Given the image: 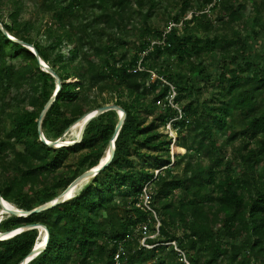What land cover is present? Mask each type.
<instances>
[{"label": "trees", "instance_id": "obj_1", "mask_svg": "<svg viewBox=\"0 0 264 264\" xmlns=\"http://www.w3.org/2000/svg\"><path fill=\"white\" fill-rule=\"evenodd\" d=\"M26 1L0 0V24L60 81L44 138L58 140L106 105L125 113L111 162L74 197L0 221L2 233L46 227L47 245L28 264H114L119 248L121 264H264V0H215L207 13L213 0H171L162 29L151 20L164 0H29L34 21L23 19ZM139 61L168 85L132 73ZM170 86L180 113L168 105ZM55 89L36 57L0 30V196L22 211L96 167L118 123L106 111L79 143L47 146L38 120ZM171 142L184 150L173 160ZM144 188L152 212L137 206ZM157 222L145 240L152 248L141 246L138 226L151 235ZM37 237L29 229L0 241V264H19Z\"/></svg>", "mask_w": 264, "mask_h": 264}, {"label": "water", "instance_id": "obj_2", "mask_svg": "<svg viewBox=\"0 0 264 264\" xmlns=\"http://www.w3.org/2000/svg\"><path fill=\"white\" fill-rule=\"evenodd\" d=\"M0 30L1 32L6 35L10 40H13L15 42H18L19 44H21L23 47L27 48L37 59L39 65L41 66V68H43V70L50 74L55 80H56V89L54 91V95L53 97L49 100V102L45 105L44 109L42 110L40 116H39V120H38V133H39V140L42 141L44 144H46L47 146H55L56 145H59L60 147H66V146H71V145H74L76 143H79L80 140H81V137H82V134H83V131L86 127V125L91 121L93 120L94 118H96L98 115L106 112V111H116L117 112V115H118V123L115 127V130H114V133H113V136L109 142V145H108V151H109V155H108V158H106V160L104 162H102L100 160L99 164L92 168L91 170L89 171H86L85 173H83L82 175L78 176L75 180H73L66 189H64L57 197H55L53 200L31 210V211H21V213H16V212H7L9 213L10 215H15V216H18V217H24L26 215H30V214H33V213H40L42 211H45L47 209H50V208H53L69 199H71L72 197H74L73 193H74V190L76 189L77 185L80 183V182H84L86 180L91 179L90 177H94L95 175H97L104 167H106L110 162H111V159L113 158V155H114V141H115V138L124 122V119H125V113L123 112V110L121 108H119L118 106H115V105H106L104 107H101V108H98L96 110H93V111H90L88 113H86L82 118H85L84 120V123H83V126H82V129L79 133V136L77 137V139L75 141H72L71 143H58L59 140H61V137L56 140V141H53V142H47L44 138V136L42 135V132H41V121L48 109V107L50 106V104L54 101V98H55V94L58 92L59 88H60V81L58 79V77L55 75V73L50 69L48 68V66L41 61V59L38 57L36 51L34 50V48L29 45V44H26L24 42H21V41H18V40H15L13 39L12 37H10L2 28L1 24H0ZM80 118V119H82ZM80 119H78L77 121H79ZM76 121V122H77ZM75 122V123H76ZM74 123V124H75ZM73 124V125H74ZM72 125V126H73ZM71 126V127H72ZM69 127L63 135H65L68 130L71 128ZM62 145V146H61ZM72 188V192H68V190ZM1 196H0V201H1ZM5 202V201H4ZM39 227H44L45 231H46V237H45V240H44V247L39 250L38 252L34 253V248H35V244L32 248V250L30 251V253L19 263V264H28L29 262H31L34 258H36L46 247L47 245V242H48V231L46 229L45 226H41V225H29V226H26V227H22V228H19V229H16V230H13L11 232H6L5 234H9L8 237H6V239H10L18 234H20L21 232L23 231H26V230H29V229H37ZM25 229V230H24ZM4 234V233H3ZM2 240H5V238H1L0 237V241Z\"/></svg>", "mask_w": 264, "mask_h": 264}, {"label": "rangeland", "instance_id": "obj_3", "mask_svg": "<svg viewBox=\"0 0 264 264\" xmlns=\"http://www.w3.org/2000/svg\"><path fill=\"white\" fill-rule=\"evenodd\" d=\"M171 3V0H164L163 2H162V4L160 5V10H158L157 11V14L152 18V20H151V23H152V25L154 26V27H158L159 29H162L164 26H165V22H166V20H167V17H169V13L171 12V13H173V11L172 10H170V11H166L165 9H164V7H165V5H169ZM253 4L254 5H250L249 3H247L246 4V13L247 14H249V13H251V10L254 8V6H256V3L255 2H253ZM189 16H190V13H188L187 14V16H186V18H184V19H187V18H189ZM34 10H33V8H32V3H31V1H29V0H27L26 1V10H25V12H24V15H23V19L24 20H30L31 19V21H34ZM47 22H48V19L47 18H44L43 20H42V31H41V33L40 34H42V32H43V30H44V27L45 26H47L48 24H47ZM183 24L184 23H180V24H178V25H176V27L177 28H179V27H183ZM171 26V24H169V27ZM175 27V26H174ZM248 27H251V25H249ZM130 40L131 41H134V40H136L134 37H131L130 38ZM260 41H261V47L263 48H260V49H258L259 51H260V53H261V60H262V53L264 54V43H263V41H264V39H260ZM128 54H129V57L133 54V51L131 50H129V52H128ZM163 59V58H162ZM206 59V64L208 65V67L210 66V65H213V64H210L211 63V60H210V58L209 57H206L205 58ZM160 61V60H159ZM172 63V62H171ZM213 67V66H212ZM43 69V68H42ZM182 73H184L185 72V70L184 69H179ZM210 97V94H209V92L208 91H205L204 93H203V95H202V97H201V100H203V99H205V98H209ZM32 101H34V100H32ZM44 109V108H43ZM42 112V111H41ZM84 116V115H83ZM83 116H81L80 118H82ZM76 130L77 129H75V130H73V131H70V129L68 130V132L65 134V135H62L61 136V139L62 140H73V141H75L76 139H77V137L78 136H76L75 135V132H76ZM162 130V129H161ZM164 133L165 134H167V133H169V135H173V138H176V134H175V132H173V131H170L169 129H166V131H164ZM64 134V133H63ZM56 141V140H55ZM53 147H55V146H53ZM56 147H60V146H58V145H56ZM170 156H171V159L173 160V158L175 157V156H180V155H183L184 154V152H179L177 149H176V146L175 145H173V142H171V145H170ZM103 155H104V152H103ZM78 158V154L77 155H75L74 157H71V159H70V161H68L67 162V164L68 165H74V162L76 161V159ZM90 179H88V180H86L85 182H83V183H81L80 185H79V187L78 188H76L75 190H74V193H73V195H75L82 187H83V185H85L88 181H89ZM10 206L11 207H14L15 208V206L14 205H12V204H10ZM10 216V214L9 213H4V214H2L1 213V211H0V221H3V220H5L6 218H8ZM151 236H153V234H151Z\"/></svg>", "mask_w": 264, "mask_h": 264}, {"label": "built area", "instance_id": "obj_4", "mask_svg": "<svg viewBox=\"0 0 264 264\" xmlns=\"http://www.w3.org/2000/svg\"><path fill=\"white\" fill-rule=\"evenodd\" d=\"M214 1H215V0H213L211 3H209L208 7H207L203 12H201V13H207L208 10H209V8H211V7L213 6ZM191 14H192V13H190L189 18H187V19H190V18H191ZM185 18H186V17H185ZM187 19H185V20H187ZM172 26H176V25L171 24V26L168 27V30H169ZM154 45H156V46H161V47L165 46L166 43H165L164 38L161 39V40L158 39V40L152 41V42H151L150 50L152 49V47H153ZM167 46H168V45H167ZM144 54H146V53H144ZM140 62H141V61H139V62L137 63V65L134 67V69L131 70L132 73H136V72H144V71H145V72L149 75V80H150L151 82H154L155 80L158 79V80L161 81L163 84H167L166 81H165L162 77L156 75L153 71L146 70V69L140 64ZM167 85H168V84H167ZM175 95H176L175 90L173 89V87L170 86V93H169V97H168V105H169L170 107H172V108L178 110V112L180 113V111H179L177 105L174 104V102H173V98L175 97ZM166 129H169L170 131H172V130H171V126H170V124H168V125L166 126ZM168 135H169V133H168ZM169 136H170L173 140L175 139V138H173V135H169ZM150 200H151V194L149 193V191H148L146 188H144V189H143V193H142V195L140 196V203L137 204V206L140 207L142 210H145V211H151V212H152L151 208L149 207ZM158 226H159V223L157 222V224H156V232L153 234V236L150 235V233H149V231H148V229H147V226H146L145 224H142V225H139V226H138L137 231H139V233H141V235L143 236V237L141 238V240H140V245H141V246H143V247H145V248H148V249L152 248V246H149V245L146 244L145 240H146V238H153V237H155V235H157V228H158ZM122 253H123V252H122V248H119V249L117 250L115 256H114V264H121L120 254H122Z\"/></svg>", "mask_w": 264, "mask_h": 264}, {"label": "bare ground", "instance_id": "obj_5", "mask_svg": "<svg viewBox=\"0 0 264 264\" xmlns=\"http://www.w3.org/2000/svg\"><path fill=\"white\" fill-rule=\"evenodd\" d=\"M85 118H82V119H80L79 121H77L71 128H70V131H73V130H75V129H77L76 130V132H75V135L76 136H79V133H80V131H81V129H82V126H83V123H84V120ZM46 140V139H45ZM47 142H51V141H48V140H46ZM73 140H59L58 141V143H71ZM59 146V145H58ZM62 146V145H61ZM176 149L179 151V152H184V150L183 149H181V148H178V147H176ZM108 155H109V151H108V149H106L105 150V152H104V155L102 156V158H101V161L102 162H104L105 160H106V158H108ZM94 168V167H93ZM91 170V169H90ZM89 171V170H88ZM86 172V171H85ZM84 172V173H85ZM83 174V173H82ZM81 174V175H82ZM80 176V175H79ZM90 178H92V177H90ZM89 179V178H88ZM85 182V181H84ZM81 183H83V182H80L78 185H77V187L76 188H78L79 187V185L81 184ZM71 190V191H70ZM72 192L73 190H72V188H70L69 190H68V192ZM69 192V193H70ZM2 199V198H1ZM0 211H1V213L2 214H4V213H7V212H9V211H11V212H16V213H21V211L22 210H19V209H17V208H14V207H11L10 206V204L9 203H7V202H4V200L2 199L1 201H0ZM42 226V225H41ZM25 230V229H24ZM8 235L9 234H3L2 232H0V237L1 238H5L6 239V237H8ZM46 231H45V229H44V227H39L38 228V237H37V239H36V242H35V248H34V253H36V252H38L39 250H41L43 247H44V240H45V237H46Z\"/></svg>", "mask_w": 264, "mask_h": 264}, {"label": "clouds", "instance_id": "obj_6", "mask_svg": "<svg viewBox=\"0 0 264 264\" xmlns=\"http://www.w3.org/2000/svg\"><path fill=\"white\" fill-rule=\"evenodd\" d=\"M5 240H7V239H5ZM2 241H4V240H2Z\"/></svg>", "mask_w": 264, "mask_h": 264}]
</instances>
